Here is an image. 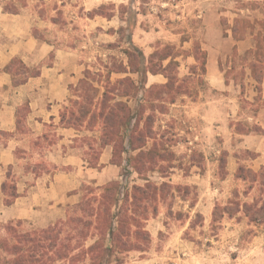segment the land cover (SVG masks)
Here are the masks:
<instances>
[{
    "label": "rangeland",
    "instance_id": "obj_1",
    "mask_svg": "<svg viewBox=\"0 0 264 264\" xmlns=\"http://www.w3.org/2000/svg\"><path fill=\"white\" fill-rule=\"evenodd\" d=\"M12 1L3 7L19 10L21 3ZM60 1H64V8ZM87 5L80 0H41L37 8L44 22L34 34L56 47L74 49L76 61L91 79H109L111 83L126 77L136 79L129 73L125 54L130 41L146 59L169 47L173 56V63L158 74L164 83L154 81V85L169 82L173 90L164 97L165 103L160 100L144 105V118H152L147 130L154 138L147 150L157 149L162 158L154 159L139 174L131 162L126 164L129 156L121 155L117 157L119 175L111 181L118 182L121 191L143 186L145 180L167 186L158 201L150 204L144 252L120 255L123 264H264V249L255 245L256 236L264 237V213L254 214L257 223H251V216L246 217L242 207L260 199L259 182L253 183V176L248 175L260 172L249 167L256 155L244 148L242 135L260 131L254 117L264 108V0H92ZM50 18L57 24L55 31L49 29ZM212 59L225 85L222 91L212 89L208 82ZM53 61L51 54L46 64ZM21 62L15 60L12 67L15 82L26 77ZM150 76L147 87L151 86ZM79 82L70 92L72 103L66 106L71 109L77 102L75 110L85 113L88 106L76 97L93 96V92H82ZM213 99L215 108L205 113L204 106ZM138 102L139 97L127 100L132 109L138 108ZM27 113L25 106L19 111V126ZM87 124H83L75 146L82 150L88 168L101 169L103 150L99 152L98 130H87ZM19 173V167L8 168L4 204ZM243 176L248 179L239 178ZM102 186L93 181L84 183L78 203L88 194L85 188ZM233 201L239 202L240 211L230 204ZM76 204L65 207L64 217L57 223L67 219ZM8 223L18 225L21 232L46 229L30 221ZM8 223H0V227ZM93 243L94 239H88L85 247Z\"/></svg>",
    "mask_w": 264,
    "mask_h": 264
},
{
    "label": "crops",
    "instance_id": "obj_2",
    "mask_svg": "<svg viewBox=\"0 0 264 264\" xmlns=\"http://www.w3.org/2000/svg\"><path fill=\"white\" fill-rule=\"evenodd\" d=\"M7 1L12 0H0V137L8 136L0 139V223L30 221L39 228H48L64 217L65 207L79 202L84 183L105 185L117 179L120 168L110 162L111 147L102 151L101 169L88 168L82 150L75 146L79 131L60 122L72 87L86 71L76 61L74 49L56 47L34 34V29L44 22L37 8L41 0H26V6L17 14L4 12ZM80 1L88 8L87 1L92 0ZM59 4L64 8V1ZM52 18L49 29L55 31L57 24ZM51 54L54 61L47 65ZM14 59L29 69L39 68V75L16 86L14 76L6 70ZM208 64L210 86L224 90L217 64L213 59ZM159 77L151 75L150 85L160 82ZM214 102L213 99L204 106L205 113L215 108ZM24 106L28 113L19 126L18 114ZM254 121L260 131L242 135V144L256 155L249 167L260 170L264 168V108L256 113ZM12 167L20 170L15 185L17 197L7 206L3 187L8 168ZM263 240L264 237H255V245L262 250Z\"/></svg>",
    "mask_w": 264,
    "mask_h": 264
},
{
    "label": "trees",
    "instance_id": "obj_3",
    "mask_svg": "<svg viewBox=\"0 0 264 264\" xmlns=\"http://www.w3.org/2000/svg\"><path fill=\"white\" fill-rule=\"evenodd\" d=\"M12 2L21 3L20 9L26 6V0ZM20 9L3 7L4 12L10 14H17ZM169 49L164 48L154 53L150 59H146L142 51L130 41L125 54L130 68L129 73L136 75V79L126 77L111 83L109 79L106 82L91 79L89 72H85L79 86L82 92L84 90L88 91L87 93L93 92V96L82 94L76 99L86 103L89 109L85 113H82L80 108L75 110L79 104L77 102L71 109L65 106L60 113L61 124L79 132L86 122L87 130L97 128L100 139L99 152L111 147V163L116 166H120L117 157L129 156L126 164L129 165L131 162L132 168L141 174L153 164L154 159L162 158L157 155V149L147 150L148 142L154 138L147 130L152 118L150 115L144 118V105L166 100L164 97L173 90L169 82L147 87L149 74H163L173 63V56L168 53ZM156 56L159 58L157 62H153ZM168 59L169 63L164 66L163 63ZM15 60L19 59H14L6 68L12 75ZM24 69L26 77L21 82L14 80L16 86L40 73L39 68L32 69V73H29L30 69L25 65ZM95 75L102 77L100 73ZM155 96L156 99H152ZM138 97V108L132 109L127 100ZM123 98L127 99L126 102L122 101ZM72 101L70 99L68 102ZM170 103L173 104L174 101L171 100ZM91 108H94V111ZM239 171L242 172L243 169ZM248 175L253 176V183L259 182L260 199L242 207L246 217L251 216L250 222L257 223L254 214L264 213V168L260 169V172H250ZM239 178L246 181L248 176ZM145 183L143 186L132 187L130 191L124 189L121 191L118 182L97 188H85L88 194L72 208V214L64 221L46 229L21 232L18 225L12 223L0 227V264H55L61 261L77 263L82 260L88 264H123L124 260L120 255L131 251L144 252L148 243L144 225L149 217L150 204L156 203L167 187L166 184L157 186L148 180H145ZM5 188L6 184L3 187L4 191ZM16 197L13 188L6 205H11ZM230 204L236 205L240 211L241 205L238 201ZM88 239H94V243L86 248L85 243Z\"/></svg>",
    "mask_w": 264,
    "mask_h": 264
}]
</instances>
